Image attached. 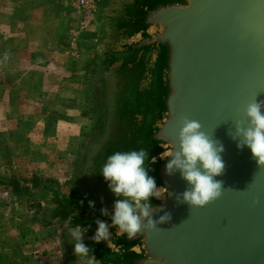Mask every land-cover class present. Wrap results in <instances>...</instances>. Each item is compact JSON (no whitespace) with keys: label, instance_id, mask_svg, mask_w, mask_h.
I'll use <instances>...</instances> for the list:
<instances>
[{"label":"water","instance_id":"water-1","mask_svg":"<svg viewBox=\"0 0 264 264\" xmlns=\"http://www.w3.org/2000/svg\"><path fill=\"white\" fill-rule=\"evenodd\" d=\"M95 57L112 107L91 159L98 188L44 186L50 223L70 238V228L82 229L89 257L72 254L81 264H264V164L236 133L248 126L246 105L264 103V0H104ZM184 118L223 146L220 195L203 206L183 199L191 185L179 170L165 172L171 156L161 158L179 150ZM139 149L167 191L149 198L141 218L153 227L127 239L111 223L117 197L100 169L112 153ZM96 221L108 225V241L92 239Z\"/></svg>","mask_w":264,"mask_h":264},{"label":"rangeland","instance_id":"rangeland-1","mask_svg":"<svg viewBox=\"0 0 264 264\" xmlns=\"http://www.w3.org/2000/svg\"><path fill=\"white\" fill-rule=\"evenodd\" d=\"M95 1L84 12L75 0H0V264H81L42 221L43 195L26 200L15 185L62 187L90 173L112 112L95 57L104 0Z\"/></svg>","mask_w":264,"mask_h":264},{"label":"clouds","instance_id":"clouds-1","mask_svg":"<svg viewBox=\"0 0 264 264\" xmlns=\"http://www.w3.org/2000/svg\"><path fill=\"white\" fill-rule=\"evenodd\" d=\"M264 103L253 100L244 109L247 127L237 126L236 133L242 137V145L247 146L257 164H264ZM198 121L182 119L178 132L179 150L164 151L161 158L171 156L165 165V172L171 174L179 170L181 176L191 185V190L183 193V199L193 206H203L220 195V182L214 177L224 168L220 153L223 146L216 144L201 131ZM238 147L241 144L237 145ZM144 149L116 151L106 158L100 169L108 189L117 197L114 201L111 223L127 239H133L142 228L151 229L153 221L141 224V218L148 217L152 208L150 197H159L167 191L166 187L157 189L155 179L148 175ZM155 157L152 162L155 163ZM91 204V201L89 202ZM104 210H102L103 212ZM161 222L169 219L167 215L159 218ZM97 228L92 239L99 243L108 241V225L96 221ZM74 241L73 254L82 259L89 257L90 249L82 242V229L78 225L69 229ZM93 256V255H92ZM94 258V256H93ZM86 264H92L87 259Z\"/></svg>","mask_w":264,"mask_h":264},{"label":"flooded vegetation","instance_id":"flooded-vegetation-1","mask_svg":"<svg viewBox=\"0 0 264 264\" xmlns=\"http://www.w3.org/2000/svg\"><path fill=\"white\" fill-rule=\"evenodd\" d=\"M97 140H98V142H96V146H95L93 152L91 153V156L89 157L88 162L86 163L88 169H89V167H91V159L94 156V153L101 148L103 142L105 141L104 129L102 130V132L99 135V137L97 138ZM86 157H85V159H86ZM84 163H85V160H84ZM85 174L84 173L83 174H76L75 176H77L78 178L76 177L75 180H72L70 183H68L66 185L75 186V187L82 186V187H85L89 190L96 191L98 186H97V180H96L95 175L91 172V170H90V173H85ZM79 178L80 179L85 178V180H86L85 182L88 181V183H84V181L82 180L83 182H81L82 184H80V182H77V181H79ZM52 184H54V183L49 182V181H40L38 183H34L31 189L28 186H23V187L21 186L20 187L19 183H16L15 186H17V194H19L20 196H23L26 200L33 201V200H41L40 198L42 197V195L45 194L44 186L52 185ZM91 185H93V188H91ZM37 191H40V194H37ZM41 219L43 222L44 221L50 222V220L52 219L51 212L48 209H46L45 207H43V210L41 212ZM58 241H59L58 242L59 245L66 252H69V253L73 252L74 241L69 237V235L64 230H62V234H60V232H59Z\"/></svg>","mask_w":264,"mask_h":264},{"label":"built area","instance_id":"built-area-1","mask_svg":"<svg viewBox=\"0 0 264 264\" xmlns=\"http://www.w3.org/2000/svg\"><path fill=\"white\" fill-rule=\"evenodd\" d=\"M75 3L77 4V7L82 8L84 12H89L90 10L94 9V6L96 4L95 0H75Z\"/></svg>","mask_w":264,"mask_h":264},{"label":"crops","instance_id":"crops-1","mask_svg":"<svg viewBox=\"0 0 264 264\" xmlns=\"http://www.w3.org/2000/svg\"><path fill=\"white\" fill-rule=\"evenodd\" d=\"M38 44L40 45V43H39V42H38ZM19 45H20L22 48H24L25 46H28L29 44H27V43H24V42H23V43H21V42H20V44H19Z\"/></svg>","mask_w":264,"mask_h":264}]
</instances>
